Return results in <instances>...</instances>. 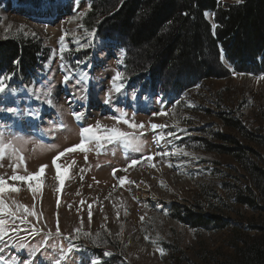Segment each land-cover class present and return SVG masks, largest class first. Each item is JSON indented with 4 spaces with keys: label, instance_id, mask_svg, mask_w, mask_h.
I'll use <instances>...</instances> for the list:
<instances>
[{
    "label": "rangeland",
    "instance_id": "1",
    "mask_svg": "<svg viewBox=\"0 0 264 264\" xmlns=\"http://www.w3.org/2000/svg\"><path fill=\"white\" fill-rule=\"evenodd\" d=\"M41 7L38 10L26 0L24 3L8 1L5 6H0V42L16 35L31 36L35 33L48 55V61L42 68L46 74L43 82H23L21 86L24 91L20 97L11 96L8 88L0 94V130L8 139L15 135L27 141L23 144V155L29 172H37L45 164L49 168L46 176L40 178L41 191L35 197L26 186H20L21 191L9 194V203L15 200L29 209H33L34 205L33 210L37 215L28 217L37 221L44 232L51 231L52 235H46V241L43 236L37 238L33 249L31 244L27 247L26 259L21 256L11 263L29 261L30 264H54L55 260L60 259L61 264H92L93 260L99 258L101 264H179V261L180 264H220L219 261L231 258L242 232H258L264 228V201L259 202L257 208L234 204L231 196H234L237 188L246 190L247 195L259 196L251 178L232 157L202 149L198 138H211V132L226 138L233 136L234 132L225 128L220 121L222 116H227L240 121L242 128L257 139L251 145L264 158V79L240 74L226 79H205L198 87L174 99L163 109L156 105V100L148 105L138 104L126 93L124 81L114 80L117 72L129 77L126 68H122V61L127 59L126 52L108 41L96 49L92 46L96 35L99 36V28H88L84 23L90 11V0L57 3L43 0ZM207 20L215 24L212 14L207 16ZM102 21L101 17L96 24L99 26ZM54 28L56 33L54 31L52 35L50 31ZM242 34L245 35V32ZM62 35L65 39L61 42ZM201 42V51L206 58L204 63L211 66L214 63L211 47L204 38ZM62 48L65 50L61 53ZM162 56L160 60L165 59ZM41 57L45 59V55ZM192 57L190 59L193 61ZM150 58L156 59L158 55ZM205 69L195 62L184 74L198 77ZM65 76L69 77L67 83L64 82ZM121 84V91L116 92L114 88ZM44 93L49 94L47 98L55 106L45 102ZM109 95L111 102L105 104ZM75 105L91 125L99 121L101 125L111 128L116 125L112 117L119 116L123 111L130 118L135 114L136 123H166L169 127L163 130L165 135L174 132L175 136L166 135L162 146L160 143L154 146V136L150 135L149 129L148 136L144 138L147 143L143 153L126 151L119 143L106 144L102 149L88 145L91 150L87 153L75 151L68 155L66 174L58 180L51 164L52 158L81 139L79 128L73 123L74 117L69 120V107ZM160 110L167 111L169 115H152ZM54 112L55 117L51 121ZM31 113L38 115L34 116L33 122H28ZM17 121H22L23 128L25 126L32 134V125L44 126L48 122L44 127L48 144L39 143L28 130L24 134L17 131ZM116 126L132 131L122 124ZM259 141L263 142V147L257 144ZM177 148L191 155L157 156L153 161L155 168L141 159L143 155L172 152ZM127 152L130 156L134 153L140 161L132 168L129 164L125 166L126 161L121 160L120 154L125 157ZM2 163L4 166L0 167V174L11 176L10 161L5 158ZM168 163L173 167H168ZM113 166L127 168V172L119 171L118 177L136 181L139 187L127 182L121 186L118 179H111L109 170ZM18 171L24 174L22 168ZM161 181L166 186H161ZM59 194L60 206L57 207L55 199ZM143 194L148 196L147 200L140 198ZM89 211L92 213L90 225ZM57 212L62 233L59 236L55 234ZM142 216L144 219L141 221ZM81 217L83 230L93 235L86 237L80 233L78 239H65L69 234L73 237L77 235L74 229L80 226ZM214 221L224 227L213 226ZM15 224L22 230L18 236H6L10 239L4 243L6 249L13 247L14 239L30 236L23 233L30 232L28 229L20 223ZM102 225H106L107 230ZM8 227H12V224ZM97 232L100 233L98 237L95 235ZM146 236L148 239H145ZM44 242L45 248L40 247ZM23 248L19 249L21 255L24 254ZM77 248L84 249L81 251L83 255L76 252ZM106 251L112 255L105 256ZM202 256H207L208 261L204 262ZM2 260L7 261V256H3Z\"/></svg>",
    "mask_w": 264,
    "mask_h": 264
},
{
    "label": "trees",
    "instance_id": "2",
    "mask_svg": "<svg viewBox=\"0 0 264 264\" xmlns=\"http://www.w3.org/2000/svg\"><path fill=\"white\" fill-rule=\"evenodd\" d=\"M8 1L24 3L25 0H0V6ZM42 1L26 0L36 9L42 8ZM206 12L214 16V34L212 24L204 15ZM101 17L103 21L98 26L96 21ZM84 23L88 28H99L96 45L113 42L126 52L125 68L129 77L145 79L143 87L153 94L168 92L179 97L205 79H225L232 72L264 75V0H241L239 3L237 0H90V11ZM202 38L214 55L211 66L204 63ZM43 47L40 37L35 35H16L0 42V72L14 73L11 79L27 78L43 67L42 54L45 55L44 63L48 61ZM153 53L158 58H150ZM162 55L165 59L160 60ZM194 61L197 66L207 68L201 70V76L184 74L188 67L195 65ZM220 121L234 135L226 138L211 132V138H198L200 147L230 156L239 163L260 197L247 195L246 190L237 188L231 198L234 204L257 208L259 202L264 201V158L251 145L256 138L242 128L240 121L227 116H222ZM257 144L263 147V142ZM214 225L224 227L216 221ZM257 231L242 232L239 235L241 245L237 241L231 258L219 263L264 264V228ZM202 257L204 262L208 261L207 256Z\"/></svg>",
    "mask_w": 264,
    "mask_h": 264
},
{
    "label": "snow or ice",
    "instance_id": "3",
    "mask_svg": "<svg viewBox=\"0 0 264 264\" xmlns=\"http://www.w3.org/2000/svg\"><path fill=\"white\" fill-rule=\"evenodd\" d=\"M241 2V0H237V3ZM187 15V13H185ZM206 17L209 15V13L204 14ZM23 27V26H21ZM216 25H212L213 34L215 33ZM92 33H90L91 35ZM35 35V33H33ZM65 39V36H61L60 40L61 42ZM65 49H61V53ZM61 59H63V56L61 55ZM221 59H223V56H221ZM14 63H18V61H15ZM235 74V73H234ZM15 75H4L0 76V94L5 93L6 89L8 88V84L6 81H10L12 76ZM243 75V74H241ZM251 75V74H249ZM122 79V74L117 72L114 80H120ZM258 79H264V75H261ZM69 80L68 76L64 77V82L67 83ZM123 85L116 86L114 90L116 92H120ZM198 87V86H197ZM33 95H36L35 92H33ZM46 99L45 102L50 106H55L53 104V101L51 99H48L47 96L48 93H44ZM105 104H109L111 102V96H107L105 99ZM8 111H15L14 109H8ZM33 116H37L36 113H31ZM134 115L133 117H128V114L126 112H121L119 116H114L112 119L116 121V125L124 124L127 126L128 129H131L132 131H125L122 130L120 127L114 125L111 128H108L106 126H103L100 124L99 121L96 122L95 125H89L87 127H82L80 129V143L77 145H73L70 148L64 149L62 152H58L56 156L52 159V164L55 166L57 170V179L60 180L59 171L62 167L61 164L57 163V161L65 156L69 152L74 151H83L87 153L91 150V148L87 147V145L92 144L93 142L97 146L98 149H102L105 147L106 144H113V143H119L122 145V147L127 151L131 150L132 152L136 153H143L145 149V145L147 141L144 139L146 133L150 129L154 135V140L158 144L160 141H163L166 139V135L170 137H174V132H168L166 135L164 133V129L168 128L169 125L166 123L158 124L153 123L149 121L148 125H145V123H136L134 122ZM153 116H167L169 113L167 111H158L153 112ZM73 116L77 121L81 120L83 117V113L74 112ZM61 128H63V125H60ZM157 130H160L157 132ZM170 143V141H168ZM27 143V141H24L22 137L13 135L12 139H8L5 137L4 131L0 130V167H3L2 161L7 158L10 163L9 167L12 169V175L8 176L6 174H0V240H3L6 236H18L19 232L22 230L18 226H16L15 222L16 220H19L20 223H25L28 216H36L37 213L33 209H29L28 206L18 203L15 200H11V203H9V194L10 193H18L21 191L20 186H26L27 189L32 192L33 197H35V194L38 191H41V183L40 176L42 173H44L45 169L48 167V165H41L37 172H29L27 169V163L26 159L23 155V144ZM191 155V153L185 152L183 149H175L172 152L163 151V152H155L148 154L146 156H142V160H146L149 165L152 168L156 167V164L153 163L154 159L157 156L160 157H168L170 155ZM85 161H87V155H85ZM140 161L136 159H132L129 167L135 166ZM168 167H173L171 163H168ZM23 169L24 174H19L20 169ZM127 168L125 169H114L113 170V176H115L116 171H125L127 172ZM81 172H83V169H81ZM119 184L123 186L126 182L130 184H135L137 187H139V184H137L136 181H130L127 179V177H117ZM11 182V183H10ZM62 182V181H61ZM140 183H144V181H141ZM161 186L164 185V182L161 181ZM115 187V186H114ZM79 194V193H77ZM111 196V193H109V197ZM105 199H108V197H105ZM83 203V201H81ZM70 207V206H69ZM91 208V206H89ZM119 217V213H117V218ZM91 218L92 213L89 211L88 213V222L89 225L91 224ZM105 220H107V217H104ZM141 221L144 219V217H140ZM12 224V227H8L9 224ZM102 227L106 229V225H102ZM74 232L77 233L75 237H73L71 234L65 237V239H78L79 234L83 233L84 236L90 237L93 234L90 231H84L83 230V218L80 219V226L74 229ZM33 235L39 234L37 230L33 228L32 233ZM56 235H62L59 228V213L57 212V227H56ZM109 234L110 231H109ZM48 236H51L52 233L49 231L47 233ZM97 237L100 235L99 232L95 234ZM117 235H120V233H117ZM145 239H148L146 236ZM95 243V241H93ZM152 243H155V241H152ZM21 248L24 247L23 244L20 245ZM39 251V249H36ZM3 251V248H0V252ZM61 251H63V247L61 246ZM71 251V249H69ZM161 255L164 254L163 250L160 249ZM105 256H111L112 253L109 251H106L104 253ZM3 257H0V260H2ZM23 264H30L29 261H24ZM54 264H61V260L57 259L55 260ZM92 264H101V260L99 258L92 261Z\"/></svg>",
    "mask_w": 264,
    "mask_h": 264
},
{
    "label": "bare ground",
    "instance_id": "4",
    "mask_svg": "<svg viewBox=\"0 0 264 264\" xmlns=\"http://www.w3.org/2000/svg\"><path fill=\"white\" fill-rule=\"evenodd\" d=\"M228 3V2H227ZM234 6V5H233ZM15 18V17H14ZM21 20V19H20ZM56 29L54 28V29H52L50 32H51V34L52 35H54V31H55ZM55 33H56V31H55ZM168 54H169V52H168ZM216 63V62H215ZM84 126V125H83ZM157 180V179H156ZM141 194V193H140ZM148 196L146 195V194H143V195H140V198H142L143 200H147L148 198H147ZM153 199V195L151 196V200ZM154 201L156 202V203H158V200H156L155 198H154ZM101 220V219H100ZM101 222V221H100ZM101 223H103V222H101Z\"/></svg>",
    "mask_w": 264,
    "mask_h": 264
}]
</instances>
